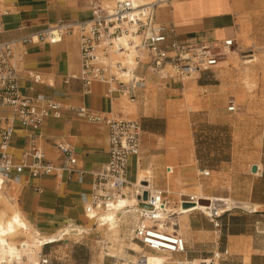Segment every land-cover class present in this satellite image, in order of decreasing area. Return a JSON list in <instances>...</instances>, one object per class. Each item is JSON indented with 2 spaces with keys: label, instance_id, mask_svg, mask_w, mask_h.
I'll return each instance as SVG.
<instances>
[{
  "label": "crops",
  "instance_id": "crops-1",
  "mask_svg": "<svg viewBox=\"0 0 264 264\" xmlns=\"http://www.w3.org/2000/svg\"><path fill=\"white\" fill-rule=\"evenodd\" d=\"M93 1L3 0V7L10 12L1 18L0 41L4 43L23 39L60 22L87 21L92 14ZM253 3L254 0H177L158 10L157 18L160 23L174 29L175 35L170 37V43L175 41L179 45H194L235 39L237 16L253 9ZM23 48L27 55L19 64L18 73L22 95L32 98L45 95L66 106L86 107L103 116L111 113L124 118L122 111L115 112V105L122 97L117 94L107 97L108 86L93 84L92 94L85 95L80 82L66 83V78L80 71L77 37L68 36L58 44H27ZM206 72L199 73V79ZM142 75L146 80V88L139 91L135 101L138 121L143 127L142 146L140 156L130 161V180L136 176L138 167H148L144 169L154 172L153 179L158 187L156 179L160 177L164 178L167 185V175L162 171L167 168L168 159L164 152H160L165 147L158 141L166 134L163 127L166 118L164 100L168 90L180 88L182 82L178 79L163 80L148 71ZM36 79L39 81L36 82ZM149 86L155 87L156 91H149ZM2 113L12 115L10 109H3ZM33 137L44 150L48 161L57 166L63 164L58 145H67L76 155L77 168L84 175L80 180L76 174L72 177L67 174L65 180V172L61 177H32L28 170H24L20 175L17 205L35 226L44 230L62 226L66 219L76 216V213V221H82V197L91 195L94 176L109 160L108 129L69 111H64L61 118H49L38 129H25L16 124L12 150L17 159L30 148ZM197 151L195 146L198 170L219 173L218 179L224 185L226 174L232 172L231 199L252 203L258 209L253 213H228L220 220L219 228L209 220L195 217L196 213L191 214L183 236L187 242V253L175 258L209 259L214 253L227 251L226 261L220 264H264V140L259 162L253 163L248 171L233 172V163L229 165L224 161L220 169L203 161ZM255 165L258 168L261 166L260 173H252L251 169ZM203 182H200L202 186Z\"/></svg>",
  "mask_w": 264,
  "mask_h": 264
},
{
  "label": "built area",
  "instance_id": "built-area-1",
  "mask_svg": "<svg viewBox=\"0 0 264 264\" xmlns=\"http://www.w3.org/2000/svg\"><path fill=\"white\" fill-rule=\"evenodd\" d=\"M174 1L115 0L112 8H107L103 0H95L91 5V17L87 21L60 22L23 39L4 43L0 41V204L5 200L18 203L20 175L24 170H28L32 177H61L66 172L69 177L76 174L80 180L83 178L84 172L77 168L76 155L65 144L58 145L62 166L48 161L35 137L20 159L16 158L12 150L16 124L25 129H38L49 118H61L64 111L74 112L90 123L105 126L109 135V160L94 176L91 195L82 197L86 215L91 214L94 219H98L102 213L114 210L108 207L109 204L115 205L119 199L134 195L138 202L132 208H137L135 214L139 219L132 230V240L142 252L167 253L173 257L187 253V242L177 230L176 219L179 214L168 210L171 204L169 189H159L147 182L148 189L145 191L128 177L131 159L141 154L143 127L140 121L125 120L111 113L103 116L86 107L66 106L45 95L33 98L24 96L20 92L18 75L19 64L27 55L24 46L58 44L68 36H75L79 40L80 71L66 78V83L80 82L85 95L92 94L93 84H100L108 86L107 97L117 94L135 102L139 91L146 88V80L142 75L144 71L163 80L178 79L184 83L185 79L195 73L216 68L233 52L236 40L225 39L194 45H179L175 41L170 43V37L175 35V31L160 23L157 13ZM2 3L3 0H0V31L1 18L10 12ZM3 109H10L12 115H4ZM228 111L234 113L237 108L233 105ZM170 174H173V169L167 167L166 175ZM210 177L211 171L206 169L199 170L197 174V180L201 183ZM145 192L148 194L147 200L143 199ZM180 197L185 204L204 201L197 195ZM221 205L226 207V201L221 202ZM232 210H226L222 215L195 210L189 215L200 212L219 228L222 217ZM172 224L176 227L174 232L168 229ZM16 239L21 240L18 242L20 250L28 253L26 238ZM49 246L51 244L42 246L36 262L30 261L25 254L10 264H51V257L45 252ZM225 256H228L227 251L217 252L209 259H218L220 264L226 261ZM183 261L168 264H184Z\"/></svg>",
  "mask_w": 264,
  "mask_h": 264
},
{
  "label": "rangeland",
  "instance_id": "rangeland-1",
  "mask_svg": "<svg viewBox=\"0 0 264 264\" xmlns=\"http://www.w3.org/2000/svg\"><path fill=\"white\" fill-rule=\"evenodd\" d=\"M241 18L244 19L243 25L239 21ZM234 33L236 45L232 54L238 59L231 61L230 64L224 63L230 56L229 54L218 67L206 72L201 79L197 80V86L200 88L197 91L195 102L191 104L193 109H189V104L184 100L183 92L188 85L187 81L184 84L181 83L180 88L168 90L166 93L164 100L166 118L163 120L166 134L158 141L165 147L160 152H164L168 159L167 167L175 168V173L171 175L174 178L169 195L171 204L179 203L181 200L179 194L182 192L196 195L187 186L176 183V178L183 175L184 166L194 168L191 175L194 182H198L195 146L198 148V157L203 161L219 167L222 161L229 165L233 163V172L248 171L253 163L259 162L261 145L264 140V0H254L253 9L243 11L237 16ZM250 60L255 61L244 64ZM149 91L155 92L156 89L149 86ZM130 102L127 98L117 101L115 112L122 111L125 120H138L137 112L126 109ZM233 105L237 108L234 113L228 111V108ZM175 121L185 122L188 132L187 139L179 140L172 133L171 124ZM177 148L180 149L174 160L171 154L176 153ZM181 155L184 160L180 157ZM141 157L144 158L143 154ZM162 172L165 175L166 169ZM231 174L232 172L228 171L224 185L218 179L219 173L212 172L211 177L204 181L205 184L203 182L202 193L205 196L240 202L229 196L232 186ZM135 178L132 179L133 182ZM156 180L159 189H166L167 185L163 177ZM0 208L6 209L5 201L1 202ZM241 212L249 213L239 206L229 213ZM194 215L204 221L209 220L200 212ZM82 222L75 221V224L81 226ZM137 222L132 219L130 224L122 227L123 245L129 260L139 256L132 247V244H137L132 240V230ZM93 227L94 229L88 234L68 235L64 237L66 241L49 246L45 252L50 255L51 264H115L117 260L109 256L111 254L109 248L103 254V242L106 237L101 230H97V224ZM186 231L187 229L182 231L183 236ZM17 237H25L27 240L21 232L17 234ZM107 242L111 247V241Z\"/></svg>",
  "mask_w": 264,
  "mask_h": 264
},
{
  "label": "bare ground",
  "instance_id": "bare-ground-1",
  "mask_svg": "<svg viewBox=\"0 0 264 264\" xmlns=\"http://www.w3.org/2000/svg\"><path fill=\"white\" fill-rule=\"evenodd\" d=\"M115 0H105L104 4L107 8H112L114 5ZM206 12H210L207 10ZM240 24L243 25L244 19H240ZM243 27V26H242ZM123 41H125L123 39ZM233 53V52H232ZM230 53V56L228 59L225 60L224 63L230 64L231 61L237 60L238 58L235 57L234 54ZM237 55V53H235ZM255 60H250L244 62V64H250L254 62ZM200 74L195 73L185 79V82L187 81V86L184 89V100L185 103L189 104V109H193L191 106L192 103L195 102L197 98V91L200 88L197 86V80L199 79ZM126 109L132 110L133 112H136V104L135 102H130V104L127 105ZM171 131L177 138L180 139H187L188 132L186 129V124L184 121H175L171 124ZM182 147V146H181ZM178 151L174 154H171V158L175 160L177 157L176 154L179 153ZM181 154V153H180ZM182 156V155H181ZM173 169V174L175 173V168L172 166H169ZM183 167V166H182ZM191 166H184L183 167V175H179V177L176 178V183L183 184L184 186H187L189 189L193 190L195 194L198 197H201L203 200L208 201V204H202V203H182V199L179 201L178 204H170L168 206L169 211L177 212L179 215L177 216V227L179 234L182 235V231L184 229H188V220L189 214L192 211L200 210L207 213H213L215 215H222V213L226 210H231L236 207H242L248 212H255L257 211L258 207L253 205L249 202H236L233 200H224L221 198L211 197V196H205L203 191V186L199 182H194V178L191 175V172H193V168H189ZM259 169H261V166L259 165ZM199 172V170H198ZM153 171L151 169H144L142 167H138L136 170V178L134 181V184L142 186L145 191L148 189V184L144 185V183L150 182V186L155 185V182L153 179ZM185 173V174H184ZM260 173V171H259ZM167 175V188H169V192L171 191V185L174 183V178L171 177V175ZM129 179H131V171L129 169ZM64 179H67V173H64ZM131 191V190H130ZM182 195H191L188 192H182L179 194ZM226 201V207H222L221 202ZM123 202V207L120 208H114L113 211L102 213L98 219H94L91 214L88 216L85 213L84 207L81 210L82 214V223L80 225H76L75 221L78 218V215L76 213V216H72L71 218L66 219V221L62 224V226H58L53 230H44L40 227L35 226L28 218L27 216L22 212L20 208H17L16 203H11L8 200H5L6 209L0 208V264H10L14 260L22 257L23 255L27 254L30 261L36 262L39 256V253L42 251V246L44 244H56L61 241H66L64 239V235H83L90 233L94 227L93 225H98L97 230H101L103 232L104 237H106V240L103 242V254L106 252V249L109 248L110 255L113 258H116L115 264H168L172 262H178L175 257H173L171 254H156V253H143L141 248L137 244H132V247L134 250L139 254V256L133 257V259L129 260L127 259V255L125 254L124 249V241L122 240V227L124 225H128L131 223L132 219H134L136 222L138 221L139 217L137 214H135V211L137 208H132L138 200L134 195H127V197H123L117 201V204ZM187 205V206H186ZM238 205V206H237ZM130 207L129 210H126V208ZM177 207V208H176ZM19 213L22 218L23 222L26 225L24 228H20L19 226L13 224L14 231L7 232V228L9 224L13 223V217ZM132 213V214H131ZM107 216H113L114 219L112 221L105 222V217ZM173 221V220H172ZM169 231L174 232L176 230V227L172 225L168 226ZM23 233L27 237L26 244L28 247V253L23 252L18 247V242L14 241V238L17 237L18 233ZM7 233V234H5ZM107 241H111L112 246L109 247V243ZM116 245V247H115ZM14 253V254H13ZM219 255V254H218ZM209 260V261H207ZM184 264H219L218 259H194V260H184Z\"/></svg>",
  "mask_w": 264,
  "mask_h": 264
},
{
  "label": "clouds",
  "instance_id": "clouds-1",
  "mask_svg": "<svg viewBox=\"0 0 264 264\" xmlns=\"http://www.w3.org/2000/svg\"><path fill=\"white\" fill-rule=\"evenodd\" d=\"M108 207L111 209V208H120V207H123V202L117 204V205H112V204H109ZM105 219V222H108V221H112L114 219L113 216H107L104 218ZM13 224L19 226L20 228H24L26 225L24 224L23 222V218L22 216L17 213L14 217H13V223L12 224H9L8 225V228H7V232H12L14 231V228H13ZM7 234V233H5ZM14 254V253H13Z\"/></svg>",
  "mask_w": 264,
  "mask_h": 264
},
{
  "label": "water",
  "instance_id": "water-1",
  "mask_svg": "<svg viewBox=\"0 0 264 264\" xmlns=\"http://www.w3.org/2000/svg\"><path fill=\"white\" fill-rule=\"evenodd\" d=\"M251 171H252L253 174H257V173L259 172V168H258V166H256V165L253 166L252 169H251ZM146 184H147V183H144V185H146ZM147 197H148V194H147V192H145V193H144V197H143V199H144V200H147ZM202 204H208V201H205V200H204V201H202Z\"/></svg>",
  "mask_w": 264,
  "mask_h": 264
}]
</instances>
